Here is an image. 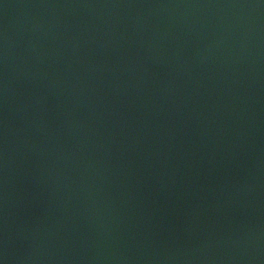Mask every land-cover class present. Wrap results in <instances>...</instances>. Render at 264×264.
<instances>
[{"label":"water","instance_id":"1","mask_svg":"<svg viewBox=\"0 0 264 264\" xmlns=\"http://www.w3.org/2000/svg\"><path fill=\"white\" fill-rule=\"evenodd\" d=\"M0 264H264V0H0Z\"/></svg>","mask_w":264,"mask_h":264}]
</instances>
